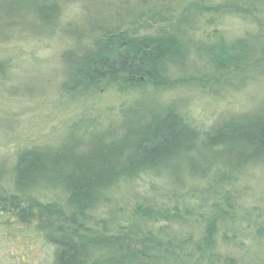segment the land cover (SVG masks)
Instances as JSON below:
<instances>
[{
    "label": "trees",
    "instance_id": "1",
    "mask_svg": "<svg viewBox=\"0 0 264 264\" xmlns=\"http://www.w3.org/2000/svg\"><path fill=\"white\" fill-rule=\"evenodd\" d=\"M7 1L1 23L22 5L46 25L77 19L58 0ZM75 7L62 92L95 103L78 114L75 146L38 141L16 153L0 179V237L28 234L24 249L40 238L39 264H264V101L200 129L175 98L225 104L259 87L264 0ZM17 259L33 261L28 250Z\"/></svg>",
    "mask_w": 264,
    "mask_h": 264
},
{
    "label": "rangeland",
    "instance_id": "2",
    "mask_svg": "<svg viewBox=\"0 0 264 264\" xmlns=\"http://www.w3.org/2000/svg\"><path fill=\"white\" fill-rule=\"evenodd\" d=\"M58 1L61 10L63 7L67 9L72 20L81 16L80 9L75 7L77 0ZM2 4V10L12 6L7 0L0 2ZM28 11V7L22 5L19 18L0 22V60L9 62L0 67V179L5 178L11 170L16 153L37 146L38 141L44 144L43 148L58 142L74 143L72 146H75L84 129L79 123L81 116L78 114L86 112L95 103L87 96L85 102L80 103L79 99L84 97V93H72L68 96L70 100L62 92V84L74 62L72 57L63 59L62 52L66 46L60 47L62 41L70 45L72 37L78 38L74 28L77 19L71 25L64 23L62 26L56 17L53 25H46L40 21V17ZM46 44H50L54 50L40 49ZM259 84V92L254 87L248 95L231 98L232 101L225 104L222 98H205L197 94L188 97L180 93L175 98L183 111L190 112L196 127L207 129L229 115L248 111L264 101V81ZM101 94L106 95L105 90ZM24 236L20 240L0 237V264L10 259L13 264H20L17 257L26 250L33 259L30 264L44 261L47 253L44 242L39 238L32 247L24 249L17 244L29 243L26 241L28 234Z\"/></svg>",
    "mask_w": 264,
    "mask_h": 264
}]
</instances>
